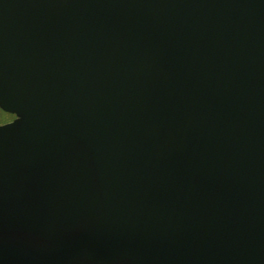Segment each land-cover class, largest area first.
<instances>
[{
  "label": "water",
  "instance_id": "1",
  "mask_svg": "<svg viewBox=\"0 0 264 264\" xmlns=\"http://www.w3.org/2000/svg\"><path fill=\"white\" fill-rule=\"evenodd\" d=\"M0 264H264V0H0Z\"/></svg>",
  "mask_w": 264,
  "mask_h": 264
},
{
  "label": "flooded vegetation",
  "instance_id": "2",
  "mask_svg": "<svg viewBox=\"0 0 264 264\" xmlns=\"http://www.w3.org/2000/svg\"><path fill=\"white\" fill-rule=\"evenodd\" d=\"M16 118V114L9 112L5 110L1 105H0V125L6 124L11 122Z\"/></svg>",
  "mask_w": 264,
  "mask_h": 264
}]
</instances>
